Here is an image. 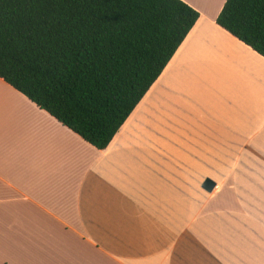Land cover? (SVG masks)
Listing matches in <instances>:
<instances>
[{"label":"crops","instance_id":"0c3cea01","mask_svg":"<svg viewBox=\"0 0 264 264\" xmlns=\"http://www.w3.org/2000/svg\"><path fill=\"white\" fill-rule=\"evenodd\" d=\"M180 1L197 19L102 150L0 79V264H264V59L225 0Z\"/></svg>","mask_w":264,"mask_h":264},{"label":"trees","instance_id":"16d2710c","mask_svg":"<svg viewBox=\"0 0 264 264\" xmlns=\"http://www.w3.org/2000/svg\"><path fill=\"white\" fill-rule=\"evenodd\" d=\"M197 17L180 0H0V79L102 150ZM214 22L264 59V0H225Z\"/></svg>","mask_w":264,"mask_h":264},{"label":"water","instance_id":"95a60500","mask_svg":"<svg viewBox=\"0 0 264 264\" xmlns=\"http://www.w3.org/2000/svg\"><path fill=\"white\" fill-rule=\"evenodd\" d=\"M213 184L209 180H204L202 184V189L205 191H209Z\"/></svg>","mask_w":264,"mask_h":264}]
</instances>
